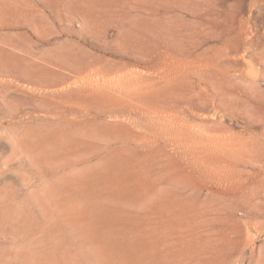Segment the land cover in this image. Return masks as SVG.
<instances>
[{"label":"rangeland","instance_id":"1","mask_svg":"<svg viewBox=\"0 0 264 264\" xmlns=\"http://www.w3.org/2000/svg\"><path fill=\"white\" fill-rule=\"evenodd\" d=\"M0 264H264V0H0Z\"/></svg>","mask_w":264,"mask_h":264}]
</instances>
